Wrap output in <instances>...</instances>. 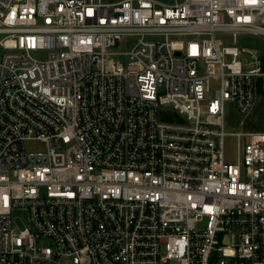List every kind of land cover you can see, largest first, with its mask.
Returning <instances> with one entry per match:
<instances>
[{"label":"built area","instance_id":"obj_1","mask_svg":"<svg viewBox=\"0 0 264 264\" xmlns=\"http://www.w3.org/2000/svg\"><path fill=\"white\" fill-rule=\"evenodd\" d=\"M0 264H264V0H0Z\"/></svg>","mask_w":264,"mask_h":264},{"label":"rangeland","instance_id":"obj_2","mask_svg":"<svg viewBox=\"0 0 264 264\" xmlns=\"http://www.w3.org/2000/svg\"><path fill=\"white\" fill-rule=\"evenodd\" d=\"M105 1H113V0H105ZM168 1V0H163ZM241 43L245 44V46L253 47L255 46L257 40L248 38H243L240 40ZM263 111L261 105H259L254 113V120L259 118V114ZM240 117L235 110V105L233 103H227V117H226V132L228 133H236L241 131L242 129L239 126ZM246 140L245 138L243 139ZM226 148H225V156L229 162L235 163L237 161L238 155V139L234 135H228L225 140ZM26 147L29 150H42L45 148V145L39 141H30L26 143Z\"/></svg>","mask_w":264,"mask_h":264},{"label":"trees","instance_id":"obj_3","mask_svg":"<svg viewBox=\"0 0 264 264\" xmlns=\"http://www.w3.org/2000/svg\"><path fill=\"white\" fill-rule=\"evenodd\" d=\"M259 118H260V119L263 118V112H261V113L259 114Z\"/></svg>","mask_w":264,"mask_h":264}]
</instances>
